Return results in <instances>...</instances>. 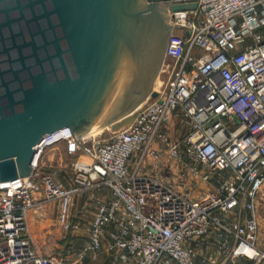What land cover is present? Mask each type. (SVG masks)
Instances as JSON below:
<instances>
[{"label":"built area","instance_id":"1","mask_svg":"<svg viewBox=\"0 0 264 264\" xmlns=\"http://www.w3.org/2000/svg\"><path fill=\"white\" fill-rule=\"evenodd\" d=\"M169 20V76L132 122L109 137L73 136L68 127L63 137L45 135L31 175L0 182V264H82L99 258L103 237L108 264H201L193 243L203 237H216L227 259L264 263V0H198L195 9L169 10ZM179 125L189 131L177 136ZM57 143L74 157L69 185L40 169ZM164 157L180 184L144 171L160 169ZM87 191L96 205L78 260L39 253L29 210L56 201L61 229L79 231L74 208Z\"/></svg>","mask_w":264,"mask_h":264},{"label":"water","instance_id":"2","mask_svg":"<svg viewBox=\"0 0 264 264\" xmlns=\"http://www.w3.org/2000/svg\"><path fill=\"white\" fill-rule=\"evenodd\" d=\"M197 6L198 0H0V182L31 175L45 135L66 127L82 135L107 107L97 126L120 128L119 120L156 97L152 84L173 29L169 10Z\"/></svg>","mask_w":264,"mask_h":264},{"label":"crops","instance_id":"3","mask_svg":"<svg viewBox=\"0 0 264 264\" xmlns=\"http://www.w3.org/2000/svg\"><path fill=\"white\" fill-rule=\"evenodd\" d=\"M183 129L184 127L182 128L179 125L173 131L177 136H180L183 133ZM64 182L67 185L71 184V175ZM85 194H87L86 199ZM107 194V189H104L97 193V197L104 199L107 197ZM89 195L90 192L87 191L76 198L74 209L77 219L81 223L79 231L65 232L61 229L56 220L58 216V203L56 204V202H53L51 207H47L46 204L48 202H46L40 207H34L29 210V230L39 253L45 256L60 253L66 256L70 262L78 260L80 252L89 241L91 221L95 212L96 203L89 200ZM110 245L111 240L109 237H103V245L99 258L93 260L90 255H86L82 264L110 263L112 260ZM193 246L198 252L201 264H264L257 263L245 256L227 259L224 253L216 249V237H203L195 241ZM209 256L216 257L217 262L212 263L208 261Z\"/></svg>","mask_w":264,"mask_h":264},{"label":"rangeland","instance_id":"4","mask_svg":"<svg viewBox=\"0 0 264 264\" xmlns=\"http://www.w3.org/2000/svg\"><path fill=\"white\" fill-rule=\"evenodd\" d=\"M188 36L190 35V32H187ZM169 61L166 59L164 62L161 71L159 75L156 77V79L153 81V90L157 91L160 87L163 81H166L169 74ZM152 97H149L146 101H149ZM145 101V102H146ZM134 117V116H133ZM133 120V118H132ZM131 120V121H132ZM125 126V125H123ZM122 127V126H121ZM119 128H114V127H109L101 130L99 133H104L105 137H109L113 131L118 130ZM189 131L188 128L183 129L182 135H185ZM98 134V133H96ZM95 134V135H96ZM138 157V152L133 154V158L137 159ZM74 159V157L66 152L65 145L62 143H57L53 145L52 147H49L48 149L45 150L42 158H41V171L42 172H50L56 176L57 179L59 180H64L68 178L69 175H72V170H71V162ZM164 164L160 167V169H152L149 165H147L144 169L146 173L149 175L156 176L160 179H164L167 182H173L176 181V184H180L179 181H181L182 177L178 175V170L176 169L175 166V161L171 160L168 157H164L163 159ZM173 170H170V169ZM143 171V172H144ZM176 172V173H175ZM180 178H179V177ZM197 194H194L196 196ZM87 197V194H85V199ZM56 201H48L46 204L47 207H51V204ZM57 204V202H56ZM75 210V209H74ZM57 216V215H56ZM259 217H260V239L262 246L264 248V199H259ZM56 218V217H54ZM57 220V219H56ZM56 226L57 223H55Z\"/></svg>","mask_w":264,"mask_h":264},{"label":"bare ground","instance_id":"5","mask_svg":"<svg viewBox=\"0 0 264 264\" xmlns=\"http://www.w3.org/2000/svg\"><path fill=\"white\" fill-rule=\"evenodd\" d=\"M146 101V100H145ZM144 102H142V104H140V106H138L133 112H131L130 114H128L126 116V118L124 120H119V122L117 123V126H122V125H125L126 123L130 122L132 120V118L134 119V117L136 116L137 112L140 110V108L144 105ZM109 107L106 108L103 116L101 117V119L96 122L90 129L89 131L87 132H84V136H91V135H99V134H102V133H99L101 130L105 129V128H109V127H113V124H110V125H106V124H101L99 126H97V124L105 117L107 111H108ZM134 116V117H133ZM132 122V121H131ZM116 123V122H115ZM123 127V126H122ZM120 127V128H122Z\"/></svg>","mask_w":264,"mask_h":264},{"label":"clouds","instance_id":"6","mask_svg":"<svg viewBox=\"0 0 264 264\" xmlns=\"http://www.w3.org/2000/svg\"><path fill=\"white\" fill-rule=\"evenodd\" d=\"M55 136H56L57 138L63 137L62 129L59 130V131H57V132L55 133Z\"/></svg>","mask_w":264,"mask_h":264}]
</instances>
